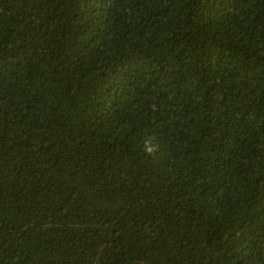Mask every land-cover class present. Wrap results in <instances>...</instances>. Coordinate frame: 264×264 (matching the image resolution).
<instances>
[{
	"label": "trees",
	"instance_id": "obj_1",
	"mask_svg": "<svg viewBox=\"0 0 264 264\" xmlns=\"http://www.w3.org/2000/svg\"><path fill=\"white\" fill-rule=\"evenodd\" d=\"M0 264H264V0H0Z\"/></svg>",
	"mask_w": 264,
	"mask_h": 264
}]
</instances>
